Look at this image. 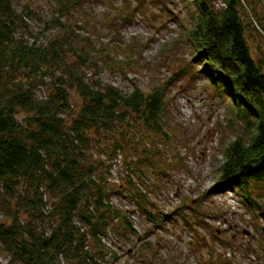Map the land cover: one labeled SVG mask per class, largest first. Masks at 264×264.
Returning a JSON list of instances; mask_svg holds the SVG:
<instances>
[{
	"label": "trees",
	"instance_id": "obj_1",
	"mask_svg": "<svg viewBox=\"0 0 264 264\" xmlns=\"http://www.w3.org/2000/svg\"><path fill=\"white\" fill-rule=\"evenodd\" d=\"M66 1L56 0L43 42L19 33L29 11L0 0V258L8 264H117L113 247L138 234L133 208L112 203L118 193L153 222L167 218L154 214L147 171L160 160L145 142L168 138L169 82L149 93L104 84L95 45L67 21L92 0ZM194 2L190 80H206L234 133L222 136L219 190L234 189L264 218V56L247 37L250 25L264 36V23L251 0Z\"/></svg>",
	"mask_w": 264,
	"mask_h": 264
},
{
	"label": "rangeland",
	"instance_id": "obj_2",
	"mask_svg": "<svg viewBox=\"0 0 264 264\" xmlns=\"http://www.w3.org/2000/svg\"><path fill=\"white\" fill-rule=\"evenodd\" d=\"M251 2L257 6L256 19L264 23V0ZM56 3L13 0L19 14H32L23 17L19 33L30 39L39 36L43 42L50 38L53 32L44 22L56 14ZM196 10L194 0H92L67 19L80 40L95 45L91 51H97L94 58L102 64L97 72L104 84L124 92L136 84L149 93L157 84L169 82L168 138L152 134L145 142L152 148L154 162L160 160L147 171L154 214L167 218L153 222L128 198L120 193L112 196L115 207L133 208L131 218L138 233L132 241L122 242V248L113 247L120 256L117 264H264V218L255 217L234 189L219 190L222 136L225 132L224 142H229L234 133L224 128L225 106L211 98L206 80H190L193 69L186 30ZM261 33L251 25L247 31L252 52L258 56H264ZM181 72L187 74L179 77ZM43 95L39 92L40 98ZM154 149L162 154L157 156ZM0 261L8 264L4 258Z\"/></svg>",
	"mask_w": 264,
	"mask_h": 264
},
{
	"label": "water",
	"instance_id": "obj_3",
	"mask_svg": "<svg viewBox=\"0 0 264 264\" xmlns=\"http://www.w3.org/2000/svg\"><path fill=\"white\" fill-rule=\"evenodd\" d=\"M246 233V232H245Z\"/></svg>",
	"mask_w": 264,
	"mask_h": 264
}]
</instances>
